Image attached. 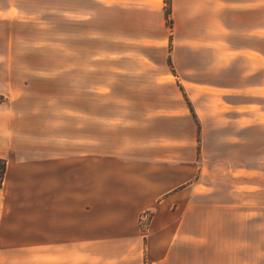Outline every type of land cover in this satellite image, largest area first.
Here are the masks:
<instances>
[{
  "label": "crops",
  "instance_id": "0c3cea01",
  "mask_svg": "<svg viewBox=\"0 0 264 264\" xmlns=\"http://www.w3.org/2000/svg\"><path fill=\"white\" fill-rule=\"evenodd\" d=\"M44 67L61 68L51 88L74 123L67 127L65 120L58 137L33 146L26 129L9 120L25 113L16 103L35 96V88L50 97L53 74L34 73ZM101 67L115 69L106 94L141 100V148H192L208 131L255 128L264 124V0H0V157L8 161L0 264H146V236L136 220L122 233L111 228L98 236L97 174L92 192L91 170L89 186L78 170L82 161L95 162L83 149L97 142L84 136L83 113L66 98L97 97L92 68ZM66 68H74L73 89L65 84ZM82 68H89L84 78ZM110 83L132 84L135 93L118 94ZM85 113L96 124L92 106ZM169 119L186 124L180 135L163 138L161 122ZM161 156L141 158L149 163L141 166V213L162 203ZM161 217V211L154 217L150 246L159 250L151 259L171 264L175 221ZM240 243L241 237L203 235L201 264H241Z\"/></svg>",
  "mask_w": 264,
  "mask_h": 264
},
{
  "label": "rangeland",
  "instance_id": "374dc122",
  "mask_svg": "<svg viewBox=\"0 0 264 264\" xmlns=\"http://www.w3.org/2000/svg\"><path fill=\"white\" fill-rule=\"evenodd\" d=\"M59 69L34 68L36 75L53 74L50 97H42L35 88V96L22 98L16 103L20 104L17 109L25 113L10 115L11 127L26 129L24 139L34 142L33 146L45 138L58 137L59 125L63 126L65 120L69 119L67 127L74 123L72 113L66 117L61 113L59 106L65 100L55 97L56 91L51 88L57 81L53 77L59 75ZM92 71L96 73L92 74V80L96 81L97 97L92 95L89 98V94L80 100L67 97L66 103L83 113L80 121L84 136L89 139L91 134L92 140L97 142V147L92 145L91 149H83L96 156L95 162L82 161L78 170L83 174V186H89L91 170L92 192L95 187L93 173L96 171L97 174L94 192L97 197L98 236L111 235V228H115L117 234L122 233L123 225L136 220L146 236V264H155L151 258L159 249H151L150 245L154 217L161 211V220L171 218L175 221L171 227L176 236L175 242L170 244L171 264H189V258L192 264H201L202 237L214 233H218L222 240L241 237V264H264V124L240 132L208 131L198 136L192 148H171L168 144H162L160 148H141V100L106 94L105 82L112 79L114 68H92ZM87 73L89 68H82L78 75L84 78ZM73 76L74 68H66L64 81L67 88H74L69 80ZM122 86L117 84L112 91L118 88V94L135 93L134 88L131 89L132 84ZM150 102L147 100V105ZM90 106L96 112V124L94 114L90 119L85 113ZM77 120L78 116L75 122ZM185 124L186 121L180 119L162 120V137L176 132L180 135L178 127ZM155 128L157 130L156 124L149 131L153 132ZM69 132H73L71 127L66 134ZM155 154L162 155L156 163L161 171L163 187L159 198L162 203L154 204L141 213V166L146 168L149 164H141V158ZM145 183L149 185L147 181ZM166 213L170 215L166 217ZM191 237L193 244L185 243L187 238L192 240Z\"/></svg>",
  "mask_w": 264,
  "mask_h": 264
},
{
  "label": "trees",
  "instance_id": "16d2710c",
  "mask_svg": "<svg viewBox=\"0 0 264 264\" xmlns=\"http://www.w3.org/2000/svg\"><path fill=\"white\" fill-rule=\"evenodd\" d=\"M167 3L170 4L171 0H167ZM168 13H170V9L168 10ZM2 101H3V97H0V102ZM7 171H8V161L6 158L0 157V191L4 186Z\"/></svg>",
  "mask_w": 264,
  "mask_h": 264
}]
</instances>
